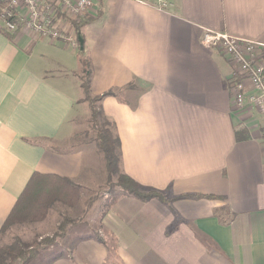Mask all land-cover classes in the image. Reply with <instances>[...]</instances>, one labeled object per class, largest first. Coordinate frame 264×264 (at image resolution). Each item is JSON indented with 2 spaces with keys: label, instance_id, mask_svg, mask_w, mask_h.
Wrapping results in <instances>:
<instances>
[{
  "label": "crops",
  "instance_id": "0c3cea01",
  "mask_svg": "<svg viewBox=\"0 0 264 264\" xmlns=\"http://www.w3.org/2000/svg\"><path fill=\"white\" fill-rule=\"evenodd\" d=\"M168 2L97 0L82 34L92 93L121 89L102 102L121 169L170 203L118 193L101 230L118 263L82 236L87 226H71L63 248L30 264H264V135L253 112L233 111L228 57L202 43L211 30L264 45V0ZM18 31L15 40L0 31V230L35 172L83 186L103 176L74 142L78 50ZM194 193L222 199L182 196Z\"/></svg>",
  "mask_w": 264,
  "mask_h": 264
},
{
  "label": "rangeland",
  "instance_id": "374dc122",
  "mask_svg": "<svg viewBox=\"0 0 264 264\" xmlns=\"http://www.w3.org/2000/svg\"><path fill=\"white\" fill-rule=\"evenodd\" d=\"M96 3L97 0H94L93 7L90 9L89 13H85L81 16H60L59 21L62 29L66 30L68 35H70L71 32L76 35L73 21H82L89 17L93 18L91 14L97 7ZM0 4H2L0 6L1 11V9L6 6V0H0ZM1 21L2 19L0 18V22ZM18 30H20V28ZM77 40L78 46L71 45L75 50H78V47H80V41L79 39ZM78 106V116H76L72 122L76 130L74 131V142L80 145L77 148L85 150L88 165L94 164L100 176L103 175L101 181L94 183L92 186L78 184L77 189L67 186L64 183H58L56 188L52 191L49 190L47 183L32 186L27 194L32 206L31 209L23 220L9 225L4 232L0 233V247H14L19 241L31 247L46 237H52L54 233L58 231L59 225L65 217L75 219L78 223L70 224L67 227L65 235L57 239L55 244L59 247L58 249L63 248L62 241L64 237H67L68 228L71 226H78L83 229L87 226L86 230H88V233L83 234L82 236L84 237L88 236L96 239L99 235L103 236V232L101 231L103 227L102 217L105 214L107 206L110 204L112 205L118 198V193H123V191L122 189H118L115 194H110L107 191L109 186L106 180V161L104 153L95 139V131L91 126L92 113L89 102L82 101ZM248 111L258 116L257 125L259 126L260 115L256 110L252 111V109H249ZM260 130H262V128ZM53 147L55 148L56 146L53 145ZM62 148L63 150L72 149L70 146H63L61 149ZM91 148L93 150H91ZM106 242L110 261L118 263L115 240L109 237ZM48 248H44L42 252L45 253V250Z\"/></svg>",
  "mask_w": 264,
  "mask_h": 264
},
{
  "label": "built area",
  "instance_id": "2783aa9c",
  "mask_svg": "<svg viewBox=\"0 0 264 264\" xmlns=\"http://www.w3.org/2000/svg\"><path fill=\"white\" fill-rule=\"evenodd\" d=\"M166 8L168 0H140ZM94 0H6L0 11L3 28L13 32L24 27L39 36L78 46L76 35H68L60 26V16H81L89 13ZM202 43L228 57L233 68L227 79L233 111L256 110L264 132V45L260 42L207 30ZM264 135V133H263Z\"/></svg>",
  "mask_w": 264,
  "mask_h": 264
},
{
  "label": "trees",
  "instance_id": "16d2710c",
  "mask_svg": "<svg viewBox=\"0 0 264 264\" xmlns=\"http://www.w3.org/2000/svg\"><path fill=\"white\" fill-rule=\"evenodd\" d=\"M2 4H0L1 6ZM98 14H101L99 9ZM92 18H87L82 21H73V27L78 39H84L82 34V27L85 24L91 22ZM0 31L5 34L8 38L15 40L18 30L13 32H8L4 28H0ZM78 56H79V65H80V79L81 87L83 91V97L79 100L88 101L92 113L91 126L95 131V139L98 146L102 149L106 161V170H107V183H108V192L110 194H115L118 189H122L123 193L128 196L135 197L140 199L143 202H148L154 199H157L164 203H170L167 199V196L164 192L156 189H144L143 186L131 177L129 174L125 173L121 169V154H120V143L119 137L116 131V126L113 121L107 119L104 115L102 109V102L106 97L116 96L118 97L121 89H110L102 94L94 95L92 93V76H93V65L91 60L85 56V51H81L78 47ZM134 84L128 85V87H133ZM247 137L243 131L238 130L236 132L237 140H242ZM48 184L50 191L54 190L58 183H64L67 186H71L75 189L78 188L72 179L68 177H63L57 174H47L35 172L31 180L28 182L23 193L16 202L14 208L6 219L4 225L2 226L0 233L4 232L9 225L15 224L18 221H21L25 218L28 211L31 209V204L28 199V192L32 186L37 184ZM187 198H220L222 197L211 195V194H185L182 195ZM78 222L75 219L65 217L62 223L59 225L58 231L54 233L52 237H46L42 239L37 244L32 245L31 247L22 243L21 241L17 242L14 247L12 246H1L0 247V264H30L35 259H37L44 248H48L55 244L59 237L65 235L67 227L70 224H77ZM96 240L104 245L106 241L101 235H99ZM18 262V263H17Z\"/></svg>",
  "mask_w": 264,
  "mask_h": 264
},
{
  "label": "water",
  "instance_id": "95a60500",
  "mask_svg": "<svg viewBox=\"0 0 264 264\" xmlns=\"http://www.w3.org/2000/svg\"><path fill=\"white\" fill-rule=\"evenodd\" d=\"M79 41H80V49L81 51H83L84 50V39L80 38Z\"/></svg>",
  "mask_w": 264,
  "mask_h": 264
}]
</instances>
